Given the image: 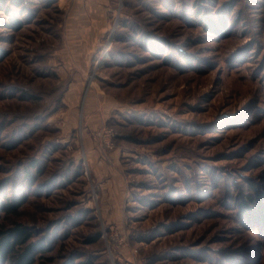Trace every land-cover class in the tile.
<instances>
[{
  "label": "rangeland",
  "instance_id": "obj_1",
  "mask_svg": "<svg viewBox=\"0 0 264 264\" xmlns=\"http://www.w3.org/2000/svg\"><path fill=\"white\" fill-rule=\"evenodd\" d=\"M260 192L264 0H0V264H264Z\"/></svg>",
  "mask_w": 264,
  "mask_h": 264
},
{
  "label": "trees",
  "instance_id": "obj_2",
  "mask_svg": "<svg viewBox=\"0 0 264 264\" xmlns=\"http://www.w3.org/2000/svg\"><path fill=\"white\" fill-rule=\"evenodd\" d=\"M9 209L10 207H4ZM250 219L255 222L264 223V194L259 193V198L255 207L249 209ZM29 238V233L21 227H15L0 231V260L14 251L15 246L24 244ZM33 245L27 246L22 252L17 253V264H31L34 255Z\"/></svg>",
  "mask_w": 264,
  "mask_h": 264
}]
</instances>
